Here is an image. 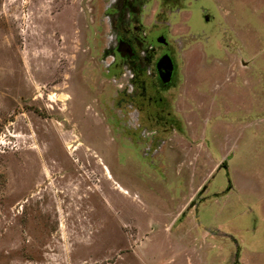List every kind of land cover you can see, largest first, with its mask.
I'll return each instance as SVG.
<instances>
[{"label":"rangeland","instance_id":"1","mask_svg":"<svg viewBox=\"0 0 264 264\" xmlns=\"http://www.w3.org/2000/svg\"><path fill=\"white\" fill-rule=\"evenodd\" d=\"M139 3L176 64L149 120L115 0H0V264H264V0Z\"/></svg>","mask_w":264,"mask_h":264},{"label":"flooded vegetation","instance_id":"2","mask_svg":"<svg viewBox=\"0 0 264 264\" xmlns=\"http://www.w3.org/2000/svg\"><path fill=\"white\" fill-rule=\"evenodd\" d=\"M115 3L114 8H116V11H114V17L110 21L115 35L114 37L110 36L111 42L106 51L109 52L111 57L109 63H113L116 71L120 62L130 73L126 84L117 90L118 104L129 103L133 109H137V119L144 115L146 120H149L153 118L152 115L154 114V116L160 117L161 115L159 113L156 115L155 112H159L164 108L168 110L166 114L169 116V108L171 109L172 103H169L167 96L163 93L170 87L176 71L175 60L170 53L171 44L168 40L163 43L158 42L157 37L162 36L159 34L150 37L148 40L139 34L138 25L136 24L138 23L137 14L140 9L139 0H115ZM162 37L164 38V36ZM106 51L105 53H107ZM162 56L169 57L172 64L167 82L162 81L164 71L160 62ZM142 74L146 75L145 79L149 82L154 78L156 86H152L151 83L145 84ZM171 118H175L174 120L180 119L181 121L183 119L179 114L177 116L175 114L171 115Z\"/></svg>","mask_w":264,"mask_h":264},{"label":"water","instance_id":"3","mask_svg":"<svg viewBox=\"0 0 264 264\" xmlns=\"http://www.w3.org/2000/svg\"><path fill=\"white\" fill-rule=\"evenodd\" d=\"M157 41L163 43V42H165V39L162 36H159V37H157ZM164 57L162 56L160 59L161 65L164 68L162 81L167 82L169 80V77H170L172 64H171L169 57H167V56H164Z\"/></svg>","mask_w":264,"mask_h":264}]
</instances>
